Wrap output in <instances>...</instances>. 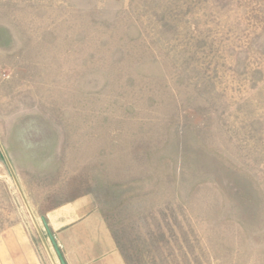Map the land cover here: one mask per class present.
I'll list each match as a JSON object with an SVG mask.
<instances>
[{"label":"rangeland","instance_id":"rangeland-1","mask_svg":"<svg viewBox=\"0 0 264 264\" xmlns=\"http://www.w3.org/2000/svg\"><path fill=\"white\" fill-rule=\"evenodd\" d=\"M79 201L124 264H264V0H0V264Z\"/></svg>","mask_w":264,"mask_h":264},{"label":"crops","instance_id":"crops-1","mask_svg":"<svg viewBox=\"0 0 264 264\" xmlns=\"http://www.w3.org/2000/svg\"><path fill=\"white\" fill-rule=\"evenodd\" d=\"M92 209L90 203L79 201L58 210L66 217L56 218L58 213L52 214L56 226L48 221V228L53 227L60 234L52 231L64 261L66 264H124L102 220L90 214Z\"/></svg>","mask_w":264,"mask_h":264},{"label":"water","instance_id":"water-1","mask_svg":"<svg viewBox=\"0 0 264 264\" xmlns=\"http://www.w3.org/2000/svg\"><path fill=\"white\" fill-rule=\"evenodd\" d=\"M41 219H42L44 228H45V230H46V232L48 234V237H49V239H50V241H51V243H52V245L54 247V250H55V252H56V254L58 256V259H59L60 263L61 264H66L64 259H63V257H62V254H61V252H60V250H59V248H58V246H57V244H56V242L54 240V237H53L52 233L50 232V230L48 228V225H47L45 219L43 217Z\"/></svg>","mask_w":264,"mask_h":264}]
</instances>
